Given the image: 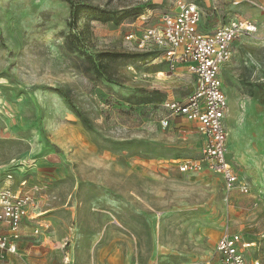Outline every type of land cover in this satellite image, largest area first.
Returning <instances> with one entry per match:
<instances>
[{
	"label": "rangeland",
	"instance_id": "1",
	"mask_svg": "<svg viewBox=\"0 0 264 264\" xmlns=\"http://www.w3.org/2000/svg\"><path fill=\"white\" fill-rule=\"evenodd\" d=\"M175 1L0 0V190L26 183L44 225L33 237L31 221L5 264H215L226 229L253 244L246 264H264V0H184L206 32L231 17L256 27L233 41L220 71L227 160L247 194L169 167L200 154L194 124H159L160 105L191 93L193 79L125 36ZM71 4L125 17L101 24L86 13L72 25ZM106 52L132 57L97 75L81 55L96 64Z\"/></svg>",
	"mask_w": 264,
	"mask_h": 264
},
{
	"label": "built area",
	"instance_id": "2",
	"mask_svg": "<svg viewBox=\"0 0 264 264\" xmlns=\"http://www.w3.org/2000/svg\"><path fill=\"white\" fill-rule=\"evenodd\" d=\"M234 6L242 0H230ZM201 12L184 0H176L169 12L159 16L158 23L128 32L125 41L134 50L158 53L171 69L183 67L193 79L191 93L182 99H169L160 105L166 117L159 120L165 129L169 117L182 118L194 124L202 146L196 158L177 159L169 167L182 174L219 175L228 191L248 193L227 160L226 116L228 101L222 89L220 71L231 58V45L242 34H252L255 25L232 17L210 31L200 29ZM141 19V20H140ZM145 16L137 18L144 22ZM32 189L21 184L18 190H0V264L16 254L21 223L35 209ZM39 235V230H34ZM252 244L229 230H224L215 243L218 264H246L245 252ZM255 264H259L256 262Z\"/></svg>",
	"mask_w": 264,
	"mask_h": 264
},
{
	"label": "trees",
	"instance_id": "3",
	"mask_svg": "<svg viewBox=\"0 0 264 264\" xmlns=\"http://www.w3.org/2000/svg\"><path fill=\"white\" fill-rule=\"evenodd\" d=\"M86 13H92L93 14V20L98 21L101 24H118L125 15L117 17L114 13L108 12L104 9H100L98 7H94L88 4H71L70 6V20L72 25H75L78 20L80 19L81 15ZM129 14L134 18L137 19L138 17L144 15L142 13L141 9H134L129 12ZM76 39V38H74ZM85 57V59L90 63L92 66V69L95 74H100V72L105 71L107 68V64L120 60V59H127L129 57H132V55L129 54H122V53H102L96 56L97 63L95 64V60L92 59L90 56H87L85 53H82ZM148 56L149 54H143V56Z\"/></svg>",
	"mask_w": 264,
	"mask_h": 264
},
{
	"label": "crops",
	"instance_id": "4",
	"mask_svg": "<svg viewBox=\"0 0 264 264\" xmlns=\"http://www.w3.org/2000/svg\"><path fill=\"white\" fill-rule=\"evenodd\" d=\"M203 30V29H202ZM35 209H33L32 211H31V214H30V216H29V218H25L23 221H22V223H21V232H20V239H19V241H18V243L20 242V240H21V238H22V235H23V231H24V228L28 225V224H30V222L31 221H34V219H35V221H36V213H35ZM34 221V222H35ZM36 223V222H35ZM38 223H36V226H35V228L33 229V231H32V235H33V237H36L37 235H34V230H39V235L40 236H42L43 237V232H44V225L42 224V225H39V227H37L38 225H37ZM43 229V230H42ZM222 233V232H221ZM220 233V234H221ZM220 236V235H219ZM219 236H218V238H219ZM217 238V239H218ZM217 241V240H216ZM17 243V244H18ZM216 243V242H215ZM251 244V243H250ZM253 245V244H252ZM252 245H251V247H252ZM250 247V248H251ZM249 249V248H248ZM247 249V250H248ZM246 250V251H247ZM214 256H215V264H218V256H217V254L215 253V245H214Z\"/></svg>",
	"mask_w": 264,
	"mask_h": 264
}]
</instances>
